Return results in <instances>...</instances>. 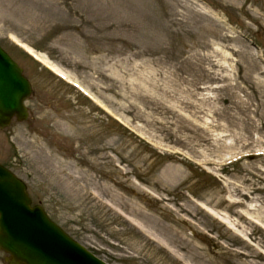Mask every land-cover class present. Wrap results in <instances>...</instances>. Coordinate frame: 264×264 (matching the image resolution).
Masks as SVG:
<instances>
[{
  "label": "rangeland",
  "instance_id": "1",
  "mask_svg": "<svg viewBox=\"0 0 264 264\" xmlns=\"http://www.w3.org/2000/svg\"><path fill=\"white\" fill-rule=\"evenodd\" d=\"M0 46L33 89L0 164L72 238L108 264H264V0H0Z\"/></svg>",
  "mask_w": 264,
  "mask_h": 264
},
{
  "label": "water",
  "instance_id": "2",
  "mask_svg": "<svg viewBox=\"0 0 264 264\" xmlns=\"http://www.w3.org/2000/svg\"><path fill=\"white\" fill-rule=\"evenodd\" d=\"M30 93L22 71L0 49V129L13 116L26 120L23 101ZM30 204L24 185L0 166V251L8 264H102Z\"/></svg>",
  "mask_w": 264,
  "mask_h": 264
},
{
  "label": "bare ground",
  "instance_id": "3",
  "mask_svg": "<svg viewBox=\"0 0 264 264\" xmlns=\"http://www.w3.org/2000/svg\"><path fill=\"white\" fill-rule=\"evenodd\" d=\"M26 51L31 54L32 56H34V58L39 61L41 64H43L45 67L49 68L52 72H54L55 74L61 76L62 78L66 79L67 81H72V79L70 78V76L64 72L63 70H61L59 67H57L56 65H54L52 62H50L45 55L43 54H39L36 52H32V50H30V48H26ZM206 212L211 215L213 218L217 219L218 221H220L221 223H223L224 225L226 224V222L224 221V219L222 217H220L219 215H217L216 213L212 212L209 209H205ZM134 225H136L134 223ZM261 225V224H260ZM138 228L144 232V234L149 237L152 241L156 242L158 245H160L163 249H165V251L168 252V254L175 259L178 262H184L183 257L181 255H179L178 251L169 247L167 244H165L164 242H162L160 239H157L156 236L152 235L151 233H149L148 231H145V229L139 225H137ZM184 264H188L186 262H184Z\"/></svg>",
  "mask_w": 264,
  "mask_h": 264
}]
</instances>
